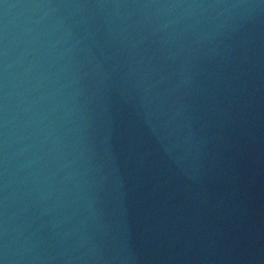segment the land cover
Wrapping results in <instances>:
<instances>
[{"label": "water", "instance_id": "water-1", "mask_svg": "<svg viewBox=\"0 0 264 264\" xmlns=\"http://www.w3.org/2000/svg\"><path fill=\"white\" fill-rule=\"evenodd\" d=\"M0 264H264V0H0Z\"/></svg>", "mask_w": 264, "mask_h": 264}]
</instances>
